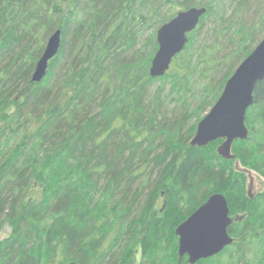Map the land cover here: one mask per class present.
Returning a JSON list of instances; mask_svg holds the SVG:
<instances>
[{"label":"trees","instance_id":"1","mask_svg":"<svg viewBox=\"0 0 264 264\" xmlns=\"http://www.w3.org/2000/svg\"><path fill=\"white\" fill-rule=\"evenodd\" d=\"M191 7L207 12L151 77L159 28ZM263 33L264 0H0V264H190L176 228L216 192L234 242L195 264H264V190L245 188L264 177V80L234 159L190 145Z\"/></svg>","mask_w":264,"mask_h":264},{"label":"water","instance_id":"2","mask_svg":"<svg viewBox=\"0 0 264 264\" xmlns=\"http://www.w3.org/2000/svg\"><path fill=\"white\" fill-rule=\"evenodd\" d=\"M206 12V7L183 9L159 28V47L151 62V77L160 78L167 74L175 57L184 51L188 35L196 30ZM61 46L62 30L57 29L49 36L44 53L36 64L33 82L40 83L45 78L50 62L58 55ZM263 80L264 38L229 78L217 102L198 123L190 145L205 147L222 140L217 153L225 159H234V142L249 136L247 111L254 103L257 84ZM193 218H197L198 223L189 229L186 225ZM232 221L226 196L220 192L212 194L176 228L180 260L187 257L190 264H195L222 252L234 242L228 230Z\"/></svg>","mask_w":264,"mask_h":264},{"label":"rangeland","instance_id":"3","mask_svg":"<svg viewBox=\"0 0 264 264\" xmlns=\"http://www.w3.org/2000/svg\"><path fill=\"white\" fill-rule=\"evenodd\" d=\"M262 35L264 36V33ZM262 35L261 36H258V38L261 37L260 38V41L264 38ZM209 41L210 40H208V42ZM263 100L264 99H262L261 102ZM218 141H220V140H218ZM218 141H216V142H218ZM245 171H246V175H247L246 184H245L246 193H249V194H253V193L254 194H259L260 192H262L264 190V177L261 176L260 174H258L257 172L252 171V170H245ZM10 232H11V227L9 225H6L4 227V229L2 230V232L0 233V239H4L5 237H7L10 234ZM252 236H253L252 234H248L247 236H245V238H250ZM137 256H138V260H140V256H141L140 247H138Z\"/></svg>","mask_w":264,"mask_h":264},{"label":"snow or ice","instance_id":"4","mask_svg":"<svg viewBox=\"0 0 264 264\" xmlns=\"http://www.w3.org/2000/svg\"><path fill=\"white\" fill-rule=\"evenodd\" d=\"M209 119H211V117H209ZM197 223H198L197 218H193V220L190 221L189 224L186 225V227L189 228V229H192L193 227L196 226Z\"/></svg>","mask_w":264,"mask_h":264},{"label":"flooded vegetation","instance_id":"5","mask_svg":"<svg viewBox=\"0 0 264 264\" xmlns=\"http://www.w3.org/2000/svg\"><path fill=\"white\" fill-rule=\"evenodd\" d=\"M220 141H221V142H220V144H221V143H222V140H220ZM236 141H237V140H236ZM236 141H235V142H236ZM235 142H234V143H235ZM233 146H234V144H233ZM232 151H233V149H232ZM233 153H234V152H233ZM243 170H244V169H243ZM248 170H252V169H248ZM252 171H255V170H252ZM255 172H256V171H255ZM258 174H259V173H258ZM216 193H217V192H216ZM250 195L253 197V195H255V194L253 193V194H250ZM209 197H210V196H209ZM206 201H207V200H206ZM228 204H229V203H228ZM230 215H231V213H230ZM231 217H232L233 220H234V216L231 215ZM232 222H233V221H232ZM231 224H232V223H231Z\"/></svg>","mask_w":264,"mask_h":264},{"label":"bare ground","instance_id":"6","mask_svg":"<svg viewBox=\"0 0 264 264\" xmlns=\"http://www.w3.org/2000/svg\"><path fill=\"white\" fill-rule=\"evenodd\" d=\"M34 74V73H33ZM33 77V76H32ZM213 107V106H212ZM219 146V145H218ZM218 148V147H217ZM185 221V220H184Z\"/></svg>","mask_w":264,"mask_h":264}]
</instances>
